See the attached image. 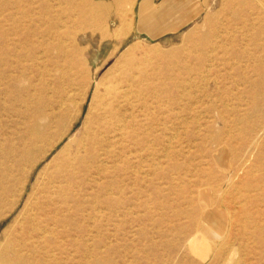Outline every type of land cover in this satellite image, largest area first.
<instances>
[{"label": "rangeland", "instance_id": "obj_1", "mask_svg": "<svg viewBox=\"0 0 264 264\" xmlns=\"http://www.w3.org/2000/svg\"><path fill=\"white\" fill-rule=\"evenodd\" d=\"M240 1L0 0V242L140 56L136 143L41 264H264V4L245 29Z\"/></svg>", "mask_w": 264, "mask_h": 264}, {"label": "bare ground", "instance_id": "obj_2", "mask_svg": "<svg viewBox=\"0 0 264 264\" xmlns=\"http://www.w3.org/2000/svg\"><path fill=\"white\" fill-rule=\"evenodd\" d=\"M257 4L263 6L264 0L232 3L235 7L232 17L235 21L241 20L246 29L251 14L244 17L242 12L256 11ZM95 12L92 8L90 13ZM140 62V56L124 57L117 75L99 97L94 121L85 127L80 139L67 144L51 169L42 173L44 183L40 191L29 198L14 225L3 235L0 264H41L52 258L54 242L67 238L75 225L77 212L71 215L69 211L72 204H77L76 196L91 188L126 145L136 143L128 120L136 110L145 108L151 95L146 71H142ZM67 133L58 136L49 151ZM46 154L32 164V170ZM16 206L17 203L14 208Z\"/></svg>", "mask_w": 264, "mask_h": 264}, {"label": "crops", "instance_id": "obj_3", "mask_svg": "<svg viewBox=\"0 0 264 264\" xmlns=\"http://www.w3.org/2000/svg\"><path fill=\"white\" fill-rule=\"evenodd\" d=\"M200 235H201V237L203 238V240L207 241V239L204 237L203 234L200 233ZM198 241H199V240H198ZM202 245H207V244H205V242H204V243L202 242Z\"/></svg>", "mask_w": 264, "mask_h": 264}]
</instances>
